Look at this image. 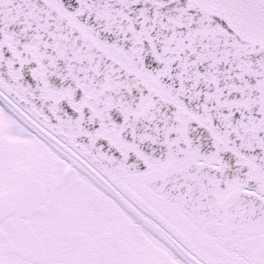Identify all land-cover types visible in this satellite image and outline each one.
I'll use <instances>...</instances> for the list:
<instances>
[{"label": "snow or ice", "instance_id": "1", "mask_svg": "<svg viewBox=\"0 0 264 264\" xmlns=\"http://www.w3.org/2000/svg\"><path fill=\"white\" fill-rule=\"evenodd\" d=\"M0 264H264V0H0Z\"/></svg>", "mask_w": 264, "mask_h": 264}]
</instances>
